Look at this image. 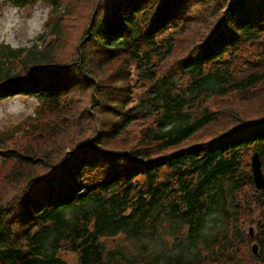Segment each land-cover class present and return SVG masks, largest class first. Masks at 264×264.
I'll return each instance as SVG.
<instances>
[{
    "label": "trees",
    "instance_id": "1",
    "mask_svg": "<svg viewBox=\"0 0 264 264\" xmlns=\"http://www.w3.org/2000/svg\"><path fill=\"white\" fill-rule=\"evenodd\" d=\"M41 1L0 44V100H37L0 130V264H264V0H89L70 55Z\"/></svg>",
    "mask_w": 264,
    "mask_h": 264
},
{
    "label": "rangeland",
    "instance_id": "2",
    "mask_svg": "<svg viewBox=\"0 0 264 264\" xmlns=\"http://www.w3.org/2000/svg\"><path fill=\"white\" fill-rule=\"evenodd\" d=\"M65 1L67 3V8L72 10L71 15L73 13L80 15V17L74 21H70V18L68 19L65 29L66 33L62 38V49H59L63 54L70 55L78 37L86 25V17L90 2L89 0ZM194 6L195 5L190 6V10H195L193 9ZM48 18L49 6L41 0H36L24 6H14L5 0H0V44H7L13 48L32 47L34 41L39 42V35H45ZM38 48H41V46ZM19 69H21V67H19ZM227 101L228 100L225 98L214 97L210 98L207 103L209 108L216 109L225 105ZM36 104L37 100L35 98L21 94L0 100V130L9 131L22 125L24 121L21 120L28 115L34 114ZM247 112H250V110L248 109ZM45 118L46 116H44V119ZM26 124L27 122L21 126L20 130L23 129ZM10 162L11 159H2L0 156V173H2L4 166ZM197 241L199 242V240ZM183 245L184 244L178 248H183ZM219 258L224 259V254H220Z\"/></svg>",
    "mask_w": 264,
    "mask_h": 264
},
{
    "label": "water",
    "instance_id": "3",
    "mask_svg": "<svg viewBox=\"0 0 264 264\" xmlns=\"http://www.w3.org/2000/svg\"><path fill=\"white\" fill-rule=\"evenodd\" d=\"M250 165H251V169H252V180H253L254 186L257 189L264 188V174H263V171L261 168V162L259 159V155L256 151L253 152V154L251 155ZM249 233H250V235L253 234V228L252 227H249ZM251 247H252L253 252L256 253L257 244L253 243L251 245Z\"/></svg>",
    "mask_w": 264,
    "mask_h": 264
}]
</instances>
